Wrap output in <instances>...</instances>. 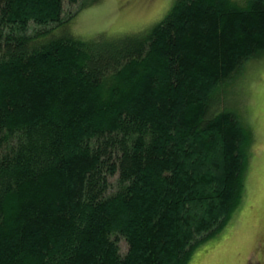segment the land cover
<instances>
[{
  "label": "trees",
  "instance_id": "trees-1",
  "mask_svg": "<svg viewBox=\"0 0 264 264\" xmlns=\"http://www.w3.org/2000/svg\"><path fill=\"white\" fill-rule=\"evenodd\" d=\"M86 4L0 0V264H188L243 193L250 135L220 89L264 52V0L53 34Z\"/></svg>",
  "mask_w": 264,
  "mask_h": 264
},
{
  "label": "rangeland",
  "instance_id": "rangeland-1",
  "mask_svg": "<svg viewBox=\"0 0 264 264\" xmlns=\"http://www.w3.org/2000/svg\"><path fill=\"white\" fill-rule=\"evenodd\" d=\"M86 6L53 34L84 40L136 33L158 23L176 0H85ZM243 2L245 0H238ZM74 11L75 7H65ZM249 138L243 193L228 224L192 253L188 264H264V52L247 59L220 89ZM120 250L126 243L120 242Z\"/></svg>",
  "mask_w": 264,
  "mask_h": 264
}]
</instances>
